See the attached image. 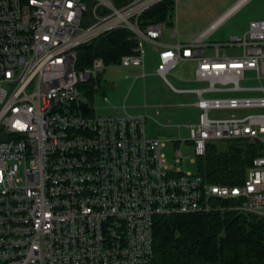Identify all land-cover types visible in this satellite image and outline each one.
I'll return each instance as SVG.
<instances>
[{"label":"built area","instance_id":"built-area-1","mask_svg":"<svg viewBox=\"0 0 264 264\" xmlns=\"http://www.w3.org/2000/svg\"><path fill=\"white\" fill-rule=\"evenodd\" d=\"M118 1L0 0V264H153L156 215L228 209L264 217V84H240L246 75L264 79V16L224 41L204 40L247 1L234 0L188 41L163 42L164 22H139L161 0ZM116 28L136 40L118 64L139 66L143 78L142 41H152L161 45L155 73L173 91L194 94L197 118L184 124L194 157L209 142H261L241 182L182 171L166 159L163 139L146 132L144 113H98L107 63L94 56L76 67V47ZM182 59L195 61L193 79L203 85L170 83L166 73ZM242 90L249 93H231ZM221 109L233 111L209 114ZM174 155L181 161L179 146Z\"/></svg>","mask_w":264,"mask_h":264},{"label":"trees","instance_id":"trees-1","mask_svg":"<svg viewBox=\"0 0 264 264\" xmlns=\"http://www.w3.org/2000/svg\"><path fill=\"white\" fill-rule=\"evenodd\" d=\"M172 9L171 0H161L146 9L139 22L169 24ZM135 44L126 28L106 31L76 47V67L88 65L94 56H102L107 64L118 63L121 54ZM260 153L258 140L237 137L225 141L222 148L209 142L204 153L195 157V173L211 182L239 183L252 158ZM231 203L220 200L224 206ZM151 231L153 264H264V217L228 209L156 215Z\"/></svg>","mask_w":264,"mask_h":264},{"label":"rangeland","instance_id":"rangeland-1","mask_svg":"<svg viewBox=\"0 0 264 264\" xmlns=\"http://www.w3.org/2000/svg\"><path fill=\"white\" fill-rule=\"evenodd\" d=\"M234 0H175L173 6L172 24L166 25V29L176 25L180 36L184 34L195 35L221 10ZM264 15V0H247L228 16L214 31L209 34L210 40H226L229 35L240 33L247 25L248 20ZM189 37V38H190ZM227 52L235 51L236 47L225 49ZM156 63V62H155ZM155 63H151L149 57L145 56L144 77H136L141 71L137 66H122L118 63L107 64L101 73L100 88L97 90L96 105L99 114H117L138 110L153 115L154 104H165L159 107V114L149 116L145 119V129L149 134L160 136L163 139L162 150L168 161L179 165L180 169L187 173H195V157L191 142L187 140L188 130L182 124L190 119H195L198 109L185 103L194 98L191 94L172 91L164 80L157 76L153 69ZM192 64L188 61H180L174 65L166 78L174 85H188L179 81V78L190 79ZM264 83V79L260 81ZM107 96L108 101L104 100ZM143 103L146 106L143 107ZM124 105V108L118 106ZM227 112L233 110H226ZM226 111L210 110V114H225ZM251 111L244 109L243 112ZM172 122L183 127L163 126L161 123ZM178 122V123H177ZM177 137L186 138L184 141L176 140ZM225 142H217L218 148L224 147ZM181 148V161H175V147ZM193 157V160L189 158Z\"/></svg>","mask_w":264,"mask_h":264},{"label":"crops","instance_id":"crops-1","mask_svg":"<svg viewBox=\"0 0 264 264\" xmlns=\"http://www.w3.org/2000/svg\"><path fill=\"white\" fill-rule=\"evenodd\" d=\"M232 3V2H231ZM171 15H172V13H171ZM264 16V15H263ZM263 16H261V17H263ZM172 18V17H171ZM257 18H259V17H257ZM170 20V19H169ZM172 24V21L170 20V23L168 24V23H165L164 22V27H165V29L161 32V34H160V36H159V39L161 40V41H163V42H169V41H172V40H174V39H178V40H180V41H188L191 37V34H184V35H182V36H180L179 34H178V32H177V27H176V25H175V27H176V33L175 34H171L170 33V31H169V29H166V25H171ZM209 36V35H208ZM206 37L204 40H206V41H219L218 39H212V40H210V39H208L209 37ZM190 37V38H189ZM193 37V36H192ZM142 45H143V48H144V63H143V70H144V66H145V56L147 55L148 57H149V59H150V61H151V63H155V65H154V69H153V71H154V73H155V66L157 65V63H158V59H157V49H159V48H161V45H159V44H155L154 42H152V41H148V40H143L142 41ZM228 48H230V47H227V48H225V49H228ZM211 52V49L208 47V46H205V47H203V53H205V54H209ZM225 52H227L226 50H225ZM239 52V48L238 47H236V50L235 51H230V52H227V53H238ZM188 61L189 63H191L192 64V66H191V76L193 75V66L195 65V61L193 60V59H182V60H180V61ZM179 61V62H180ZM178 62V63H179ZM177 64V63H176ZM175 64V65H176ZM137 67H139V66H137ZM145 72V71H144ZM140 73V72H139ZM139 73H137V74H135V76L136 77H140V76H137ZM156 74V73H155ZM248 74H250V73H248ZM157 76H159L158 74H156ZM144 77V76H143ZM160 77V76H159ZM161 78V77H160ZM262 79H259V80H257V79H255V78H251V77H249L248 75H246V77L245 78H243V79H241L240 80V84H243V85H256V84H258V83H260V81H261ZM179 81H181V82H185V83H188V85H179V86H176V85H174L175 87H196V86H200V85H203L204 84V82L203 81H196V80H194L193 79V76H192V78H190V79H183L182 77H180L179 78ZM171 83V82H170ZM166 84V83H165ZM264 84V83H263ZM168 86V85H167ZM169 87V86H168ZM172 90V89H171ZM173 91V90H172ZM174 92H176V91H174ZM181 93H188V94H191L192 96H194V94L193 93H191V92H181ZM231 93H234V94H248L249 93V91H246V90H242V91H234V92H231ZM195 98V97H194ZM194 98L192 99V100H190V101H188V102H185V103H181L180 102V104H185V105H188V104H190V105H192V106H194V107H196L197 109H198V111H199V108L196 106V105H194L193 104V101H194ZM165 104H154L153 106H154V110L155 109H157V112H154V110H153V115H151V114H147V113H145V112H141V111H138V110H132L131 111V113H133V114H137V113H144L145 114V117H144V126H145V119H146V117L147 116H149L150 118H153V119H155L153 116H156L157 114H159V107H161V106H164ZM144 106H146L145 105V103H143V107ZM123 109V108H122ZM198 111H197V113H198ZM213 113H214V111H226V109H221V110H211ZM227 112V111H226ZM235 112H239V111H236L235 110ZM210 114V113H209ZM226 114V113H225ZM213 115V114H212ZM215 115H218V114H215ZM224 115V114H223ZM196 118H197V114H196ZM196 118L195 119H190V120H188V121H192V120H196ZM187 121V122H188ZM186 122V123H187ZM178 123V122H177ZM185 124V123H184ZM184 124H182L183 126H185ZM161 125H163V126H170V127H183L182 125H180V124H176V123H172V122H167V123H161ZM149 134V133H148ZM153 135V134H152ZM176 140H177V138H176Z\"/></svg>","mask_w":264,"mask_h":264}]
</instances>
